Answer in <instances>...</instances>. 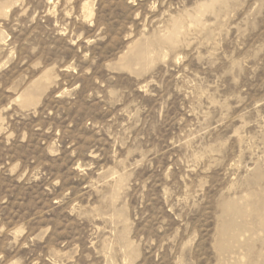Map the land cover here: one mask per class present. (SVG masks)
<instances>
[{
    "label": "rangeland",
    "instance_id": "374dc122",
    "mask_svg": "<svg viewBox=\"0 0 264 264\" xmlns=\"http://www.w3.org/2000/svg\"><path fill=\"white\" fill-rule=\"evenodd\" d=\"M0 264H264V0H0Z\"/></svg>",
    "mask_w": 264,
    "mask_h": 264
}]
</instances>
